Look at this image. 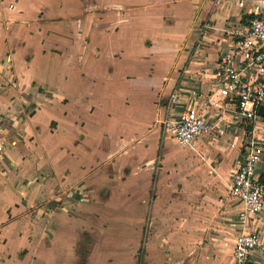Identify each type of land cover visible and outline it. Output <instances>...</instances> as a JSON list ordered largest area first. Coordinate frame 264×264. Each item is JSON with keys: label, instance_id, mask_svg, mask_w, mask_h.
I'll list each match as a JSON object with an SVG mask.
<instances>
[{"label": "crops", "instance_id": "0c3cea01", "mask_svg": "<svg viewBox=\"0 0 264 264\" xmlns=\"http://www.w3.org/2000/svg\"><path fill=\"white\" fill-rule=\"evenodd\" d=\"M253 1L0 0V264H168L219 210L264 237L229 194L253 125L216 78ZM188 108L194 149L169 129Z\"/></svg>", "mask_w": 264, "mask_h": 264}, {"label": "built area", "instance_id": "2783aa9c", "mask_svg": "<svg viewBox=\"0 0 264 264\" xmlns=\"http://www.w3.org/2000/svg\"><path fill=\"white\" fill-rule=\"evenodd\" d=\"M232 1L240 8L246 4V0ZM247 16L245 26L239 29L216 64L219 96L231 100L239 119L253 125L229 188L230 196L242 204L240 218L258 217L264 209V180L257 170L264 139L254 135L256 123L262 121L259 110L264 109V0L253 1ZM210 127L194 108L182 111L169 125L176 142L192 149ZM260 129L264 132L263 127ZM255 251L264 254V237L253 232L238 234L233 243V264H249Z\"/></svg>", "mask_w": 264, "mask_h": 264}, {"label": "rangeland", "instance_id": "374dc122", "mask_svg": "<svg viewBox=\"0 0 264 264\" xmlns=\"http://www.w3.org/2000/svg\"><path fill=\"white\" fill-rule=\"evenodd\" d=\"M258 132V131H257ZM256 132V135L258 134ZM259 135L262 139H264V133H260ZM173 143V142H172ZM223 197H220V199L217 197L215 203H211L212 206H216L217 210L221 208L220 200ZM230 200V201H229ZM228 201L231 203L230 198H228ZM223 202V201H222ZM190 211L193 212L194 205L189 204ZM197 209V208H196ZM205 211V217L208 218V213L204 208L201 209V212L203 213ZM235 213H232L231 215H228V219L234 218L233 216ZM222 214L221 210H219L217 213L212 215V218H217L218 222L216 225L211 224L207 225L202 229L204 232L202 235L194 236L191 238L190 241H186L183 244L178 245L180 248V253L178 252V249L170 248V254L173 258H170L167 263L168 264H215V261L217 264H232V240L237 236V230L236 228L233 230L227 229L228 233L224 232L223 234L217 233L216 228H220V224H224L225 221H222ZM173 222V221H172ZM216 227L213 229V227ZM188 233V230H187ZM186 239H188V236H186ZM172 239H170L171 241ZM176 243H178L177 239H174ZM179 240V239H178ZM172 243V242H171ZM142 248L143 245H141ZM177 250V251H176ZM175 251V253H174ZM183 251L185 252V257H183ZM139 251L137 254L142 255L144 254V251ZM178 256V258H177ZM128 257V255H127ZM145 260V259H144ZM141 261V259H140ZM139 261V263H140ZM123 264H130L128 260L124 261ZM141 264H145L141 261Z\"/></svg>", "mask_w": 264, "mask_h": 264}, {"label": "water", "instance_id": "95a60500", "mask_svg": "<svg viewBox=\"0 0 264 264\" xmlns=\"http://www.w3.org/2000/svg\"><path fill=\"white\" fill-rule=\"evenodd\" d=\"M259 114H261L262 116H264V109H260L259 110Z\"/></svg>", "mask_w": 264, "mask_h": 264}]
</instances>
